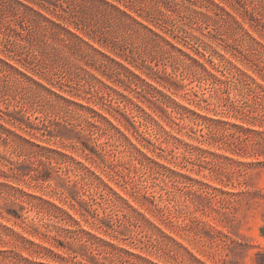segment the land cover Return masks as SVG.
Masks as SVG:
<instances>
[{"label": "rangeland", "instance_id": "374dc122", "mask_svg": "<svg viewBox=\"0 0 264 264\" xmlns=\"http://www.w3.org/2000/svg\"><path fill=\"white\" fill-rule=\"evenodd\" d=\"M0 0V264H264V0Z\"/></svg>", "mask_w": 264, "mask_h": 264}, {"label": "trees", "instance_id": "16d2710c", "mask_svg": "<svg viewBox=\"0 0 264 264\" xmlns=\"http://www.w3.org/2000/svg\"><path fill=\"white\" fill-rule=\"evenodd\" d=\"M11 1H14V2L17 3V4L24 6V5H23L22 3H20L18 0H11Z\"/></svg>", "mask_w": 264, "mask_h": 264}]
</instances>
